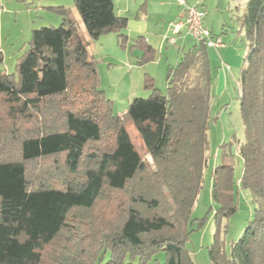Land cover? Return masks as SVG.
Segmentation results:
<instances>
[{"label": "trees", "instance_id": "trees-1", "mask_svg": "<svg viewBox=\"0 0 264 264\" xmlns=\"http://www.w3.org/2000/svg\"><path fill=\"white\" fill-rule=\"evenodd\" d=\"M74 3L88 37L117 31L126 41L127 18L113 0ZM51 8L61 24L31 31L14 73L4 71L0 50V264H97L107 252L104 264H146L158 250L162 264H194L185 243L208 155V46L195 41L168 66L165 94L146 77L150 95L134 97L120 115L98 87L69 9ZM239 20L248 42L238 79L239 185L250 190L253 214L227 255L221 220L237 206L234 154L224 142L212 173L211 264H264V0H246ZM133 42L141 59H154L143 37Z\"/></svg>", "mask_w": 264, "mask_h": 264}, {"label": "rangeland", "instance_id": "rangeland-1", "mask_svg": "<svg viewBox=\"0 0 264 264\" xmlns=\"http://www.w3.org/2000/svg\"><path fill=\"white\" fill-rule=\"evenodd\" d=\"M114 1L115 12H118V0ZM244 1L208 0L207 3L206 21L208 22L205 21V23L208 27H206L214 36L222 40V45L219 48L210 47L209 50L213 57L210 63L212 79L209 87L211 122L207 132L208 155L203 169L202 186L190 215L191 221L188 224L190 230L185 243L194 264H211L208 247L216 232L215 212L218 207L212 196V173L221 163L220 145L224 142L228 143L227 148L230 147L234 154L233 180L237 206L232 215L221 220V227L226 228L222 239L227 255L230 253V244L240 237L253 214L250 190L239 185L242 160L237 153L238 145L244 136L239 111L238 79L248 53V42L244 32L240 31V23L236 17L239 11L242 12L245 6ZM58 5H64L69 9L71 18L85 34L88 41V53L95 61L98 87L110 100L112 111L120 115H125L128 104L134 97L150 95L151 91L144 87L146 77H151L154 86L165 94L168 66H173L183 51L195 42L188 37L185 48L178 49L183 42L179 38L184 35L180 33L177 35L175 45H169L163 41L158 46L160 49L156 50L153 60H143L140 48L131 40L123 42L117 31L101 33L96 39L88 37L75 8L74 0H0V50L3 54V68L6 73L15 72L16 62L28 47V40L33 29L42 26L56 27L61 24L60 14L51 8ZM237 6L240 10L236 9ZM149 24L154 29H162L164 35H171L168 22L158 19ZM222 67L227 68L226 71H222ZM127 129L141 156L151 163V158L144 149L143 142L134 126L129 125ZM201 218L204 221L200 225L198 220ZM165 256V251H155L149 256L146 264H162ZM108 258L109 252L105 253L101 262L97 264H104ZM137 262L138 259H134V263Z\"/></svg>", "mask_w": 264, "mask_h": 264}, {"label": "crops", "instance_id": "crops-1", "mask_svg": "<svg viewBox=\"0 0 264 264\" xmlns=\"http://www.w3.org/2000/svg\"><path fill=\"white\" fill-rule=\"evenodd\" d=\"M188 4L197 3L204 10L205 14L203 17V24L205 26L206 16H207V3L208 0H185ZM246 0L243 4H245ZM114 12H115V1L113 0ZM64 6V5H62ZM118 12H115L119 16H124L127 18V26L123 30L126 33V41L133 43V39L137 36L144 38L146 42L152 45L156 50L160 49L158 46L164 41L162 36L164 32L162 29H154L149 22H154L155 20H161L162 22H174L176 20L182 19V7L177 0H118L117 1ZM240 10V8H236ZM245 6L242 9V12L237 14V21L240 22L239 18L244 12ZM208 22V21H206ZM211 22V21H210ZM213 22V21H212ZM208 27V26H207ZM184 30V29H183ZM182 30L181 33H185ZM187 36L183 35L181 38L182 45L179 48H185V41ZM156 44V45H155ZM159 44V45H157ZM221 46V45H220ZM218 46L217 48H219ZM216 48V47H215ZM208 49V60L209 64L212 62V52L209 53L210 46ZM163 51V48L161 47ZM228 66V65H227ZM230 67L228 66V69ZM227 68H221L222 71H226ZM225 73V72H224Z\"/></svg>", "mask_w": 264, "mask_h": 264}, {"label": "built area", "instance_id": "built-area-1", "mask_svg": "<svg viewBox=\"0 0 264 264\" xmlns=\"http://www.w3.org/2000/svg\"><path fill=\"white\" fill-rule=\"evenodd\" d=\"M182 7V19L169 23L171 35L163 36L164 42L175 45L177 35L184 29V35L194 41H204L207 46L218 47L222 45V40L214 36L211 31L203 24L204 10L198 5L188 4L185 0H177Z\"/></svg>", "mask_w": 264, "mask_h": 264}]
</instances>
